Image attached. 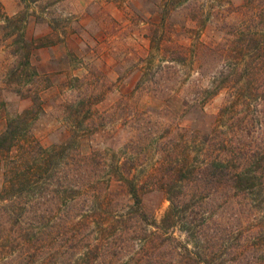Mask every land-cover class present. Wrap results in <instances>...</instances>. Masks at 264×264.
Segmentation results:
<instances>
[{
  "label": "rangeland",
  "instance_id": "374dc122",
  "mask_svg": "<svg viewBox=\"0 0 264 264\" xmlns=\"http://www.w3.org/2000/svg\"><path fill=\"white\" fill-rule=\"evenodd\" d=\"M0 3L4 15L27 13L19 31L0 18V133L10 117L34 108L29 135L42 147L61 145L74 135V142L59 165L51 166L49 174L64 170L65 175L73 170L72 154L98 151L101 169L95 172L102 178L103 188L112 192L103 217L106 220L101 222L112 235H103L96 223L89 228L80 226L76 234L84 237L85 244L104 238L100 262L106 264L112 259L117 264V244H125L130 250L138 238L151 235L152 227L132 219L124 227L128 229L125 233L117 230V215L125 214L127 199L117 181H106L111 163L126 160L127 170L131 169L141 182L147 222L160 221L169 204L165 180L175 172L180 156L170 150L182 144V127L198 130L191 150L195 162H200L201 132L213 126L227 97L222 89L195 106L193 92L199 85L197 70L202 49L199 44L230 43L231 32L238 28L264 32V0ZM36 14L44 20L38 21ZM19 32L27 41L45 42L31 50L29 65L24 63L23 51L17 52L20 43L14 39ZM207 82L208 78L202 84ZM184 98L193 103L185 105ZM260 108L249 98V102L236 107V112L256 127L258 118L253 114ZM17 154L0 152V264H61L58 262L64 253L57 255L54 249L66 250L69 243L59 247L52 242L54 233H49L48 227L42 228L48 220L40 217L50 210L58 213L55 205L59 200L53 192L56 175L38 177L37 187L22 196L16 193V187L3 192L11 175L8 163ZM61 180L68 185L67 178ZM65 207L62 204L59 212L65 214ZM70 227L67 225V229ZM168 232L180 241L186 240L185 232L177 226Z\"/></svg>",
  "mask_w": 264,
  "mask_h": 264
},
{
  "label": "trees",
  "instance_id": "16d2710c",
  "mask_svg": "<svg viewBox=\"0 0 264 264\" xmlns=\"http://www.w3.org/2000/svg\"><path fill=\"white\" fill-rule=\"evenodd\" d=\"M30 1L37 3L40 0ZM35 16L38 21L44 20L42 15ZM0 18L19 31L27 13L21 11L16 17L4 15L0 3ZM263 33L262 30L260 34L249 28H238L231 32L230 43L209 46L200 42L199 85L193 92V102L195 106L203 104L222 89L227 91V97L213 126L209 131L201 132L200 162H195L191 150L192 143L197 142L198 130L182 127L185 133L182 144L170 150L171 153L179 152L180 156L176 159L175 172L168 174L165 180L169 204L160 221L152 219L147 222L141 182L131 169L127 170L126 160L111 163L112 170L106 181L108 184L117 181L127 199L125 214L120 212L117 215V230L125 233L128 229L124 227L132 219L152 227L151 235L138 238L130 250L125 244H117V264H264ZM16 37L14 41L20 43L17 52L23 51L24 63L29 65L31 50L45 45V42L27 41L23 32ZM206 78L208 82L203 85ZM249 98L254 100L256 108L262 107L255 109L253 114L258 118L256 127L236 112V107L246 100L249 102ZM193 102L184 98L185 105ZM34 113V108L16 113L0 133V152L7 155L18 153L8 163L11 175L3 192L9 193L16 187V193L22 196L37 187L38 177L47 174L53 178L56 175L57 186L53 192L59 200L55 205L58 213L50 210L49 214L40 217L48 220L47 226L42 228L48 227V232L54 233L52 242L58 243L59 247L69 243L66 250L54 249L57 255L64 253L58 263L101 264L104 238L85 244L84 237L76 234L80 226L89 228L96 223L103 235H112L108 226H104L105 222H101L112 192L103 188L104 182L95 172L101 169L98 151L89 155L72 154L73 170H67L65 175L64 170L49 174L51 166L59 165L62 155L74 142V135L61 145L42 147L29 135V119ZM62 178L69 180L67 186ZM62 204L66 205L65 214L59 212ZM91 217L97 218L91 220ZM67 225L73 228L67 229ZM174 226L185 232V241L168 232ZM110 261L106 264H114L112 259Z\"/></svg>",
  "mask_w": 264,
  "mask_h": 264
}]
</instances>
